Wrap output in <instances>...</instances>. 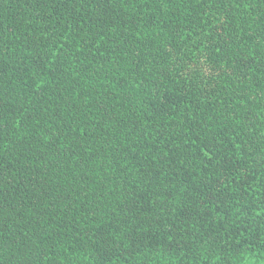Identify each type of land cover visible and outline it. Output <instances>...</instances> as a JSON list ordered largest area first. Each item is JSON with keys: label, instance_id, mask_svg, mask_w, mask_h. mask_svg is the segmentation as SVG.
<instances>
[{"label": "trees", "instance_id": "16d2710c", "mask_svg": "<svg viewBox=\"0 0 264 264\" xmlns=\"http://www.w3.org/2000/svg\"><path fill=\"white\" fill-rule=\"evenodd\" d=\"M0 264H264V0H0Z\"/></svg>", "mask_w": 264, "mask_h": 264}]
</instances>
